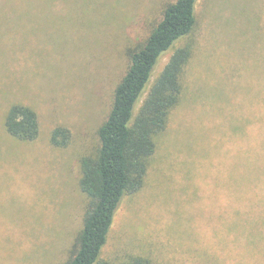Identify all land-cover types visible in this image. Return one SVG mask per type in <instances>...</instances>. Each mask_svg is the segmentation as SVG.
<instances>
[{"label": "rangeland", "instance_id": "rangeland-1", "mask_svg": "<svg viewBox=\"0 0 264 264\" xmlns=\"http://www.w3.org/2000/svg\"><path fill=\"white\" fill-rule=\"evenodd\" d=\"M174 0L0 3V264H62L86 197L81 156L136 47ZM180 103L157 142L142 189L119 204L101 257L156 264H264V134L250 108L264 97V0H198ZM173 49L165 52L152 79ZM13 103L33 109L39 134L11 137ZM70 131L65 147L52 130Z\"/></svg>", "mask_w": 264, "mask_h": 264}, {"label": "trees", "instance_id": "trees-1", "mask_svg": "<svg viewBox=\"0 0 264 264\" xmlns=\"http://www.w3.org/2000/svg\"><path fill=\"white\" fill-rule=\"evenodd\" d=\"M26 2L8 0L11 5ZM197 2L174 0L166 4L145 40L128 47L127 70L116 85L111 108L98 128L99 146L95 153L79 160L78 184L86 203L81 226L62 264H110L101 254L115 213L126 195H133L144 186L158 139L181 101L183 72L192 55V44H175L194 31ZM170 49L173 51L167 62L152 79L159 58ZM261 101L264 104V97L253 96L254 103ZM249 111L250 133L264 134V105ZM4 127L17 140L32 141L39 134L36 112L19 103L8 107ZM69 141L66 127L52 130L53 146L65 147ZM125 264L156 263L149 256L134 254Z\"/></svg>", "mask_w": 264, "mask_h": 264}]
</instances>
